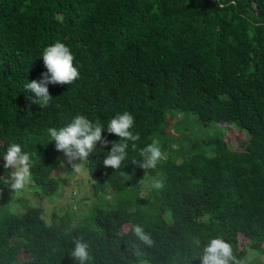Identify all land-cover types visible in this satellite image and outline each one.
I'll use <instances>...</instances> for the list:
<instances>
[{
    "label": "trees",
    "instance_id": "1",
    "mask_svg": "<svg viewBox=\"0 0 264 264\" xmlns=\"http://www.w3.org/2000/svg\"><path fill=\"white\" fill-rule=\"evenodd\" d=\"M66 151L96 177L82 220L12 209L4 157L43 198ZM263 244L264 0H0V264H264Z\"/></svg>",
    "mask_w": 264,
    "mask_h": 264
},
{
    "label": "rangeland",
    "instance_id": "2",
    "mask_svg": "<svg viewBox=\"0 0 264 264\" xmlns=\"http://www.w3.org/2000/svg\"><path fill=\"white\" fill-rule=\"evenodd\" d=\"M179 118L180 115L175 114V119ZM190 119L194 120L193 118ZM210 125L213 126V129L217 128L214 123H210ZM170 131L172 130L170 129ZM220 134L226 145L233 150H242L247 143L248 134L242 131L241 128L231 126L230 124H222ZM64 137L63 134L57 136V142L60 143ZM64 140H66V138ZM58 158L59 167L57 170L54 169L53 175L59 178L60 188L56 193L40 198L38 195L34 194L33 188L28 185L30 182L29 178L22 175L23 172H25L22 165L8 156L4 157V163L8 167V170L6 169L3 173L6 180L5 189L9 198L7 203L12 209L21 211L22 207L15 203L14 200L19 197H25L29 200L30 204L40 205L42 208V217L46 223L51 222L52 216L50 215L52 211H55L56 215H59L63 210L66 211V207L72 211L73 216L70 221L72 225L82 220L83 215L87 213L90 207V202L95 201L92 184L96 177L90 176L76 159V156L71 152L66 151L59 154ZM120 177L124 178L126 175L121 173ZM153 178L143 177L139 180L140 194H144L153 187ZM110 193L111 191L106 188L103 192H98L97 194L103 195L105 199H110ZM56 215H54V218L57 221L58 218ZM126 228L127 226L124 224L121 230L124 231ZM247 253L248 257L257 254L251 250H248ZM17 257L19 261H23L29 258V255L23 250H20L17 253ZM261 258L264 260V254H262Z\"/></svg>",
    "mask_w": 264,
    "mask_h": 264
}]
</instances>
